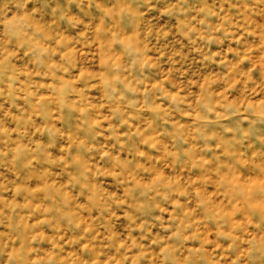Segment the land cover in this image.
Returning <instances> with one entry per match:
<instances>
[{
    "label": "rangeland",
    "instance_id": "rangeland-1",
    "mask_svg": "<svg viewBox=\"0 0 264 264\" xmlns=\"http://www.w3.org/2000/svg\"><path fill=\"white\" fill-rule=\"evenodd\" d=\"M0 264H264V0H0Z\"/></svg>",
    "mask_w": 264,
    "mask_h": 264
}]
</instances>
